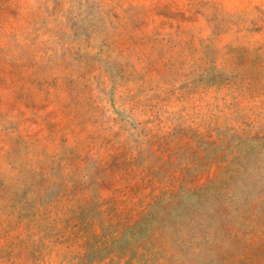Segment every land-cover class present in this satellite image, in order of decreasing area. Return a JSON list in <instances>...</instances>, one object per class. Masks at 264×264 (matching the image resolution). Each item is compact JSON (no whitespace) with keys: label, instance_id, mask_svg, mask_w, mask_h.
Returning <instances> with one entry per match:
<instances>
[{"label":"rangeland","instance_id":"374dc122","mask_svg":"<svg viewBox=\"0 0 264 264\" xmlns=\"http://www.w3.org/2000/svg\"><path fill=\"white\" fill-rule=\"evenodd\" d=\"M0 264H264V0H0Z\"/></svg>","mask_w":264,"mask_h":264}]
</instances>
